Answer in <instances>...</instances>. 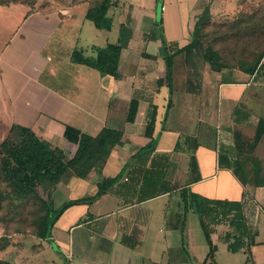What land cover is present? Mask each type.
Returning <instances> with one entry per match:
<instances>
[{
	"label": "crops",
	"instance_id": "0c3cea01",
	"mask_svg": "<svg viewBox=\"0 0 264 264\" xmlns=\"http://www.w3.org/2000/svg\"><path fill=\"white\" fill-rule=\"evenodd\" d=\"M41 1L37 11L28 16L25 6L21 22L0 52L9 139L17 138L19 127L30 128L40 139L42 147L33 152V164L40 169V182L55 184L54 207L92 195L98 181L116 176L124 166L126 169L106 193L88 204L67 208L49 238L41 240L43 248L36 256L45 257L43 253L53 247L54 255H48L50 264H184L186 257L198 252L201 264H216L218 247L213 235L225 241L224 234L230 230L227 223L211 228L216 246L212 261H204L208 246L196 213H187L182 229L172 225L179 190L187 187L205 198L241 201L252 243L238 252L243 253L244 263L252 255L255 264H264V186L242 184L231 169L218 162L220 154L236 157L234 130L249 139L254 136L259 117L264 118V103L255 110L252 102L258 95L255 87L263 88L264 97V80H254V75L234 68L213 83L204 71L200 89L192 93L185 88L188 68L184 62L183 109L175 119L169 114L173 101L162 112L169 88L165 81L158 84L165 76L159 21L166 44L181 48L190 41L195 22L206 7L211 19L217 20L239 12L242 2L258 5L264 0H112L108 11L111 28L93 25L104 34L92 30L95 38L88 41L89 55L74 46L64 49V43L68 31L75 32L73 43L79 42L86 21H90L84 14L91 4L79 1L52 8ZM128 14L132 35L120 52L114 76H100L95 69L72 61L74 50L94 57L97 49L115 43L119 25ZM99 35L101 41L97 42ZM226 86L234 90L229 92ZM67 124L91 136L104 127L116 129L122 133L121 141L93 172L71 166L75 145L63 136ZM150 143L155 144L153 151L134 156ZM191 153L197 162L194 174L189 171ZM254 156L264 173V135ZM139 165L163 167L172 191L135 202L137 187L130 178L131 170ZM246 172L252 173L249 164ZM191 222L197 223L201 236L192 233ZM124 236H130L135 244H126Z\"/></svg>",
	"mask_w": 264,
	"mask_h": 264
},
{
	"label": "trees",
	"instance_id": "16d2710c",
	"mask_svg": "<svg viewBox=\"0 0 264 264\" xmlns=\"http://www.w3.org/2000/svg\"><path fill=\"white\" fill-rule=\"evenodd\" d=\"M158 1L161 2L162 0ZM35 2L36 0H0V5H25L27 7L25 16H28L34 12ZM112 3V0H96L87 8L84 18L90 20L97 29L109 30L112 19L108 15V11ZM210 21L211 16L208 7H206L195 22L190 41L181 48H173L166 44L161 34V22H158L162 58L165 62V76L164 79L158 80V84H162L165 81L169 90H172L173 58L180 53L183 54L184 62L189 68L185 86L188 92L195 93L200 89L202 84L200 69L203 68L204 62H207L213 68L217 66L218 71L236 68L244 73L254 75V80L259 78L264 80V10L255 9L251 11L245 20L239 22V24H243V27L238 28L235 34L230 33L229 29L226 32H222L224 37L229 39L231 36H234L237 40H243V38L249 35L248 33L252 37L254 51L251 54V58H241L236 64L228 63L222 58L218 50L210 46H207L205 49L202 48V30ZM235 27L237 29L236 25ZM131 35L132 19L128 14L119 25L118 38L115 43H107L104 47L97 49L94 57H85L81 51L74 50L71 54V59L75 63L95 69L100 76H114L117 71L120 52L130 41ZM242 52L245 55L244 49ZM223 82L229 83L227 80ZM263 135L264 118L259 117L255 134L251 139L243 136L239 130L233 131L236 150V157L234 159L221 154L218 157L219 165L231 169L242 184L250 183L255 186H264V173L261 170V163L254 156V150ZM63 136L68 142L75 145V150L69 160L70 165L87 171H94L110 150L120 143L122 133L119 130L104 127L95 136H91L67 124L65 125ZM154 146V143H150L140 148L134 156L149 153L153 151ZM40 147H42L40 139L27 127L18 128V135L15 140H10L7 136L0 141V205L3 200L10 196L25 199L34 195L35 187L39 181L40 169L33 164L32 155ZM189 157V171L194 174L197 172L196 158L193 153ZM247 164L252 168L251 174L246 172ZM125 169L126 166L116 176L103 178L98 181L96 183V191L92 195L70 199L58 207H54L49 196L46 200H39L40 207L45 212V219L39 233V238L42 240L49 238L51 228L67 208L76 204H88L96 197L109 191L120 180ZM131 172L130 181L137 187L135 188V202H141L164 193H169L173 189L172 185L165 178L163 167L139 165L134 167ZM1 187L9 190L4 191ZM193 203H195L194 206ZM189 211L196 213L200 218V225L208 246V252L204 261L207 259L212 261L216 251V246L210 237L212 231L209 223L216 225L222 221L227 222L230 230L224 234L223 238L227 242L228 251L232 253L238 252L248 245L249 241L252 243L245 223L241 201L205 198L191 192L186 187L179 190V206L175 214L176 220L172 224L173 227L182 229ZM1 241L0 250H4L8 242L5 237H1ZM123 241L131 246L136 242L130 236H124ZM249 262L250 264H255L252 260V255H248L244 264ZM0 264H5V262L0 261Z\"/></svg>",
	"mask_w": 264,
	"mask_h": 264
},
{
	"label": "rangeland",
	"instance_id": "374dc122",
	"mask_svg": "<svg viewBox=\"0 0 264 264\" xmlns=\"http://www.w3.org/2000/svg\"><path fill=\"white\" fill-rule=\"evenodd\" d=\"M39 1L41 0H36L34 11H37V4ZM79 1H88L92 5L96 0H43V5H51L52 8H61L68 5L73 6ZM10 5H8L9 8L8 6H1L0 8V52L3 46L8 43L11 35L21 22L25 11V5L20 4L16 7H11ZM240 8L239 12L230 13V17L218 18L217 20L211 19V21L203 28L201 35L202 48L205 49L207 46H210L213 49L218 50L221 53L222 58L230 64H236L241 58H251V54L254 51L252 47L254 43L250 33H248L249 35L243 38V40H237L234 36H231L230 39L225 38L222 32H226V30L229 29L230 33L232 32L235 34L238 28L243 27V24H239V22L245 20L248 14L255 9L264 10V4L259 3L258 5H253L248 2H242ZM86 22L87 23H85L86 25L84 26V30L80 35L78 43H73L75 32L68 31L65 37L64 49H72L74 46L77 49L82 48L85 54L89 55L91 53L88 47V41L95 38V34L92 33V30H95V27L91 21ZM235 25L237 26V29ZM95 32L104 34L103 30H95ZM95 41H101L100 35ZM243 49L245 50V55L242 52ZM185 68L183 54L180 53L175 56L173 63V91L171 93V91L168 90V93H166L164 97L165 102H163L165 103V107L162 111L164 114L168 103L173 101L174 108L169 112L170 118L173 117L175 119V117L179 116L182 112L181 109H183L182 99L184 96L183 87ZM200 71L201 73L204 71L207 72L209 79L213 83L219 81L222 78L223 73L228 72L227 69L218 71L211 67L207 62L203 63V68H201ZM225 88L229 92L234 90L232 86H226ZM255 92H257L258 95L252 102V107L257 110L260 109L262 103H264L263 88L255 87ZM9 130V109L7 107L6 95L4 94L0 83V141L8 136ZM44 182L45 181H38L34 195L28 198L18 199L10 196L1 202L0 241L1 237H5L8 245L6 249L0 250V261L5 262V264H50V258L48 255H54L55 249L53 247H51L52 249L49 247L48 250H50H46L43 253L45 257L41 256V254L36 256V254L40 253L43 248L41 243L42 239L39 238V233L45 219V212L40 207L39 200H46L49 196L52 202H54L53 191L55 184ZM1 189L4 191L9 190L4 187H1ZM58 205L60 204L58 203ZM195 216L198 215L195 214ZM222 223L226 224L227 222L222 221ZM190 226L192 227L193 234L201 236V231L197 223L195 225L191 222ZM209 226L212 228L213 224L209 223ZM163 227L164 226H162V228ZM213 238L218 247L215 257L216 264H244L243 253H231L227 250L225 241L217 239L215 235H213ZM184 264H201L199 262L198 252L191 255V257H186Z\"/></svg>",
	"mask_w": 264,
	"mask_h": 264
},
{
	"label": "water",
	"instance_id": "95a60500",
	"mask_svg": "<svg viewBox=\"0 0 264 264\" xmlns=\"http://www.w3.org/2000/svg\"><path fill=\"white\" fill-rule=\"evenodd\" d=\"M215 69H217V66H214ZM195 205V203H193V206ZM194 210H195V207H194Z\"/></svg>",
	"mask_w": 264,
	"mask_h": 264
}]
</instances>
